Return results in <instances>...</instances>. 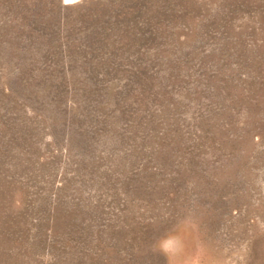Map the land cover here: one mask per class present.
<instances>
[{
	"label": "rangeland",
	"instance_id": "374dc122",
	"mask_svg": "<svg viewBox=\"0 0 264 264\" xmlns=\"http://www.w3.org/2000/svg\"><path fill=\"white\" fill-rule=\"evenodd\" d=\"M264 264V0H0V264Z\"/></svg>",
	"mask_w": 264,
	"mask_h": 264
},
{
	"label": "clouds",
	"instance_id": "9594fccd",
	"mask_svg": "<svg viewBox=\"0 0 264 264\" xmlns=\"http://www.w3.org/2000/svg\"><path fill=\"white\" fill-rule=\"evenodd\" d=\"M190 222V218L178 220L172 230L153 241L152 250L164 257L165 264H217V261L209 256L203 242L194 244L191 251L188 250L182 232L183 226Z\"/></svg>",
	"mask_w": 264,
	"mask_h": 264
},
{
	"label": "snow or ice",
	"instance_id": "6c2138e0",
	"mask_svg": "<svg viewBox=\"0 0 264 264\" xmlns=\"http://www.w3.org/2000/svg\"><path fill=\"white\" fill-rule=\"evenodd\" d=\"M66 2H67V0H66Z\"/></svg>",
	"mask_w": 264,
	"mask_h": 264
}]
</instances>
